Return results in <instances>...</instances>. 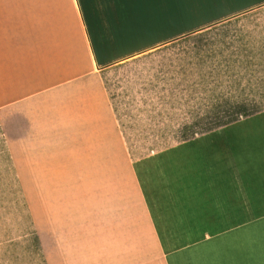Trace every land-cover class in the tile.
<instances>
[{"label": "crops", "instance_id": "crops-1", "mask_svg": "<svg viewBox=\"0 0 264 264\" xmlns=\"http://www.w3.org/2000/svg\"><path fill=\"white\" fill-rule=\"evenodd\" d=\"M207 35L240 55L232 66H264V0H0V138L16 177L106 178L108 148L123 149L112 80ZM130 164L139 208L124 216L99 192L98 223L79 230L74 207L54 210V242L88 225L100 238L97 257L59 246L54 264H264V109Z\"/></svg>", "mask_w": 264, "mask_h": 264}, {"label": "rangeland", "instance_id": "rangeland-1", "mask_svg": "<svg viewBox=\"0 0 264 264\" xmlns=\"http://www.w3.org/2000/svg\"><path fill=\"white\" fill-rule=\"evenodd\" d=\"M236 56L240 55L234 51H214L209 35L183 36L143 55L147 63L118 73L110 92L113 99H119L116 110L123 149L108 148V159L113 154L116 158L108 161L104 179L37 178L33 175L39 173L32 170L27 178L19 179L0 138V264H49L41 231L52 251V264L59 246L70 249L74 244L81 250L85 243L97 257L100 238L97 228L94 231L89 225L85 237L76 231L74 241L64 234L61 243L54 242V229L64 230L54 228V210L74 207L76 226L83 217L90 224L98 223L102 192L100 202L106 200L111 209L119 207L125 216L131 206L138 209L141 205L130 166L132 153L162 150L264 109V66H232ZM237 132L233 139L243 140V129ZM139 220L141 225V216Z\"/></svg>", "mask_w": 264, "mask_h": 264}]
</instances>
